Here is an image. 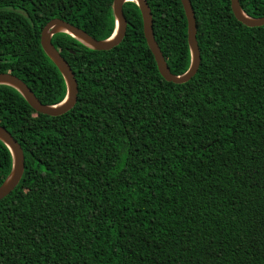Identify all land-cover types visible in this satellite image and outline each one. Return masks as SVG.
I'll list each match as a JSON object with an SVG mask.
<instances>
[{
	"label": "trees",
	"instance_id": "trees-1",
	"mask_svg": "<svg viewBox=\"0 0 264 264\" xmlns=\"http://www.w3.org/2000/svg\"><path fill=\"white\" fill-rule=\"evenodd\" d=\"M172 74L192 63L181 0H146ZM201 64L167 82L138 5L123 6L122 43L52 42L71 66L78 100L37 113L0 85V125L21 145L23 177L0 201V264H264V26L239 22L231 0H190ZM114 0H0V73L45 105L68 93L41 32L64 20L97 40L116 29ZM253 19L264 0H240ZM13 155L0 140V187Z\"/></svg>",
	"mask_w": 264,
	"mask_h": 264
},
{
	"label": "water",
	"instance_id": "water-1",
	"mask_svg": "<svg viewBox=\"0 0 264 264\" xmlns=\"http://www.w3.org/2000/svg\"><path fill=\"white\" fill-rule=\"evenodd\" d=\"M127 2L138 5L142 19L143 31L147 45L151 50L161 76L170 83L184 84L190 81L198 72L201 64V52L197 41V21L190 0H181L187 18L188 43L192 54V63L189 70L180 76L171 73L165 57L159 47L153 30V16L146 0H114L113 13L116 20V29L113 35L106 40H97L84 30L61 19H53L46 24L41 32V46L48 57L57 65L62 73L68 88L65 100L58 105H45L34 92L20 78L11 73H0V85L13 87L22 94L29 105L37 112L51 117L61 116L74 108L78 100V83L69 63L60 54L52 42V37L57 33H66L85 46L98 50L109 51L120 45L125 38L128 22L123 11ZM231 9L235 18L248 27L264 26V17L253 19L246 15L240 6V0H231ZM0 140L10 149L14 165L12 172L5 183L0 187V201L10 195L20 183L25 170V156L21 145L12 134L0 125Z\"/></svg>",
	"mask_w": 264,
	"mask_h": 264
}]
</instances>
